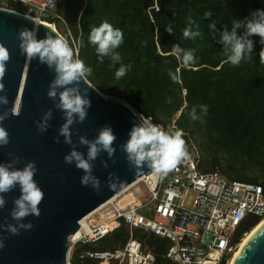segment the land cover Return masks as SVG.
Here are the masks:
<instances>
[{
  "label": "trees",
  "instance_id": "16d2710c",
  "mask_svg": "<svg viewBox=\"0 0 264 264\" xmlns=\"http://www.w3.org/2000/svg\"><path fill=\"white\" fill-rule=\"evenodd\" d=\"M0 6L8 9L10 3L0 0ZM257 9L264 10V0H57L54 15L63 22L55 17L48 22L92 69L87 82L100 94L127 104L165 130L184 132L199 175L217 172L229 181L264 191V44H259V36L250 37L252 60H242L237 67L225 62L223 46L217 43L225 26L231 30L233 20H244ZM206 11L212 12L208 18L203 15ZM189 17L195 22L192 30L198 25L201 32L195 40L183 37ZM104 21L123 31L117 51L120 63L131 68L120 79L115 77L120 63L109 68L107 57L100 63L96 46L88 41L90 30ZM213 22L216 31L209 30ZM169 24L172 34L165 31ZM174 44L193 49L197 62L182 64L171 54ZM194 105H207V114L197 107L198 119L193 120L189 112ZM260 220L246 219L232 245H238ZM130 237L154 257V264H176L165 258L171 246L168 240L130 230L126 223L93 245H79L71 264H99L79 260L78 255L86 251L115 254Z\"/></svg>",
  "mask_w": 264,
  "mask_h": 264
},
{
  "label": "water",
  "instance_id": "95a60500",
  "mask_svg": "<svg viewBox=\"0 0 264 264\" xmlns=\"http://www.w3.org/2000/svg\"><path fill=\"white\" fill-rule=\"evenodd\" d=\"M24 28H36L37 39H43L46 33L61 37L51 25L0 8V45L10 54L2 81L7 90L8 104L0 105V113L9 112L2 126L9 133L10 143L6 147L0 146V163L9 161V152L20 158V163L15 165L17 168H22L28 161H35L38 171L34 179L44 193L39 205L40 216L30 215L23 221L31 222V229H21L19 235H12L0 228V238L4 239V247L0 248V264H67L68 238L79 230L80 221L152 172L145 166L142 174H135L134 167L120 148L128 140L133 124L138 123L135 112L117 99H105L88 82L81 81L82 90L89 87L91 108L85 121L73 126L72 139L77 150L87 153L86 146L78 144L79 135L94 139L105 124L112 127L117 137L114 144L116 153L112 158L116 162L113 164L106 153H101L93 162V174L101 181L100 191L81 185L83 171L64 162L71 146L63 143V137H60V143L53 140L64 122L63 113L53 107V101L46 95L55 73L37 59L29 61L21 52L18 33ZM17 106L19 114L11 115L10 109ZM48 108L53 109V118L49 122L51 127L41 133L36 124ZM102 160L108 162V168L101 166ZM108 173H113L123 182L115 190L108 188ZM19 194L18 187L6 194L7 204L0 209V225L16 223L9 213L13 199ZM233 264H264V222L243 245Z\"/></svg>",
  "mask_w": 264,
  "mask_h": 264
},
{
  "label": "clouds",
  "instance_id": "9594fccd",
  "mask_svg": "<svg viewBox=\"0 0 264 264\" xmlns=\"http://www.w3.org/2000/svg\"><path fill=\"white\" fill-rule=\"evenodd\" d=\"M51 7H56V0H48ZM204 17L212 15L211 11L204 12ZM189 27L183 30V37L189 40H195L201 36L198 30H192L195 23L189 17ZM209 30L216 31L215 22L209 24ZM243 29V34H238ZM165 31L172 34L173 28L169 24ZM259 36L261 43L264 44V10L257 9L250 14V17L244 20H233L231 30L226 26L219 33L217 43L223 46V52L227 63L233 66H239L242 60H252L254 42L250 37ZM19 47L21 52L26 55L29 61L37 59L39 63L46 65L55 73L50 81L47 97L53 101V107L63 113L64 122L58 129V135L53 137L55 143H60V137H63V143L70 145V151L64 156V162L68 165L74 164L77 169L83 171L80 178L82 186L91 187L99 192L101 188L100 179L93 174L94 161L101 153H106L109 160L116 153L114 144L117 140L112 127L105 124L98 130L94 139L89 140L84 135L78 136V144L86 146L87 153L77 150V144L73 142V126L83 123L88 116V110L91 108V100L88 96V88H80V82H87V77L91 75L92 69L85 65L83 60L78 58V50L74 53L73 48L63 37L52 36L46 33L43 39H37L36 28L29 30L24 28L19 31ZM123 31L114 28L107 21L102 22L98 27L90 30L88 41L95 45V51L98 61L103 63L104 58H109L112 68L122 60L121 54L117 49L123 43ZM81 43H83L81 41ZM147 42L145 41V44ZM171 54L175 56L182 64L186 66L194 65L197 57L193 49L182 48L179 44H174ZM10 59L8 50L0 45V105L8 104L7 90L2 82L6 73V64ZM131 65L120 63V67L115 72L116 79H120L130 70ZM172 79L176 80L174 74ZM108 99V97H105ZM197 107L202 114H207V105H194L189 112V116L196 120ZM11 115L19 114V107L10 109ZM9 112L0 113V146L6 147L10 143L9 133L2 122L8 118ZM137 116L138 123L133 124L128 140L120 145L122 151L126 154V159L135 169V174H142L146 166L151 169L152 174L157 180H163L170 171L186 158L188 155L186 142L183 139L185 135L182 130H165L162 126L152 123L150 117H145L134 113ZM53 118V109L48 108L44 111L36 127L41 133L46 132ZM8 162L0 163V209H3L7 200L6 194L19 188V196L13 199V207L10 210V217L16 221L15 224L0 225L12 235H19L20 230H29L33 227L31 222L24 223L26 217L40 216L39 205L44 199V193L34 179L38 169L35 161H28L22 168L15 165L20 163V158L9 152ZM103 168H108V162L101 161ZM123 182L113 173H108L107 185L110 190L117 189ZM4 247V239L0 238V248Z\"/></svg>",
  "mask_w": 264,
  "mask_h": 264
},
{
  "label": "built area",
  "instance_id": "2783aa9c",
  "mask_svg": "<svg viewBox=\"0 0 264 264\" xmlns=\"http://www.w3.org/2000/svg\"><path fill=\"white\" fill-rule=\"evenodd\" d=\"M8 2V9L51 25L54 29L55 25L48 21L54 17L62 21L54 15L56 7H51L48 0ZM187 153L186 158L163 180H157L150 174L133 185H141L145 189L149 194L147 201L119 206L118 202L128 188L85 217L83 225L79 223V230L68 238L67 264H71V258L79 245H93L120 229L123 223L128 224L130 230L140 229L168 240L171 246L165 258L170 262L228 264L239 246L232 245L236 231L249 217L264 218V191L252 184L229 181L217 172L201 176L194 158ZM78 258L99 264H109L111 260L117 264L155 262L154 257L145 252L132 237L115 254L86 251L80 253Z\"/></svg>",
  "mask_w": 264,
  "mask_h": 264
},
{
  "label": "rangeland",
  "instance_id": "374dc122",
  "mask_svg": "<svg viewBox=\"0 0 264 264\" xmlns=\"http://www.w3.org/2000/svg\"><path fill=\"white\" fill-rule=\"evenodd\" d=\"M148 199H149V194L145 191V189L141 185H138L130 188L125 193V196L119 200L118 204L119 206H125L132 203H143Z\"/></svg>",
  "mask_w": 264,
  "mask_h": 264
},
{
  "label": "bare ground",
  "instance_id": "6f19581e",
  "mask_svg": "<svg viewBox=\"0 0 264 264\" xmlns=\"http://www.w3.org/2000/svg\"><path fill=\"white\" fill-rule=\"evenodd\" d=\"M0 8H3V7L0 6ZM12 11H14V12H16V13H19V14H22V13H20V12L14 10V9H13ZM23 15H24V14H23ZM42 24H43V23H42ZM138 181H140V179L137 180L134 184H136ZM134 184H132L131 186L133 187ZM132 187H131V188H132ZM129 189H130V188H129ZM85 220H86V219L83 218V219L80 221V225H83V223H84ZM263 222H264V218L260 220V222L258 223V225H257L252 231H250L249 233H247V234L244 236V238H243L242 241L240 242L239 246L236 248L235 252L233 253V255L231 256V258L229 259L228 264H233L234 260H235L236 257L238 256V254H239L241 248L243 247V245L248 241V239L252 236V234L254 233V231H255V230H256V229H257V228H258Z\"/></svg>",
  "mask_w": 264,
  "mask_h": 264
}]
</instances>
